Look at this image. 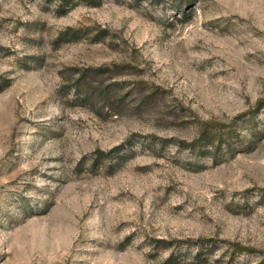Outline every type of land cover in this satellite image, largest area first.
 I'll return each mask as SVG.
<instances>
[{"label": "rangeland", "instance_id": "rangeland-1", "mask_svg": "<svg viewBox=\"0 0 264 264\" xmlns=\"http://www.w3.org/2000/svg\"><path fill=\"white\" fill-rule=\"evenodd\" d=\"M177 5L0 0V264H264V105L177 143L264 98V0Z\"/></svg>", "mask_w": 264, "mask_h": 264}, {"label": "trees", "instance_id": "trees-1", "mask_svg": "<svg viewBox=\"0 0 264 264\" xmlns=\"http://www.w3.org/2000/svg\"><path fill=\"white\" fill-rule=\"evenodd\" d=\"M61 4L66 5L67 3H70L72 1H82L88 5H98L100 0H59ZM152 4H159L163 0H147ZM178 1V7L184 6L185 3L188 1L195 2V0H177ZM180 11V8H178ZM71 29V28H68ZM114 68H117V64H114ZM75 87H80L82 89H85L83 94L89 95L88 93L91 91V88H84V83L82 81V76L76 78L75 80ZM108 88L103 89L101 94H104L108 92ZM264 105V98H258L253 106L246 110L241 112L240 114H237L233 116L229 121L223 122V121H215V122H205L198 134L192 138L191 140H178V145L182 148H189L190 150L196 151L198 154L202 155H210L212 158H216L219 154L223 152H231L235 149L236 144L243 142L240 132L237 131V123L238 120L245 115H249V117H254L256 112ZM165 141L166 139H162ZM122 147V145H117L111 148L108 152L117 151ZM95 153L100 154L103 153V151L97 150ZM207 239L204 240V238H199L195 242V258L200 259L201 254H207L212 251V248L210 244L206 242ZM157 242H163V240H157ZM226 252L229 255V259H232L237 253L240 252H253L255 251V248H252L248 245L242 244L238 241L233 240H227L226 241ZM167 245V244H166ZM174 256L171 252L168 257L167 261L173 260ZM175 259V258H174Z\"/></svg>", "mask_w": 264, "mask_h": 264}]
</instances>
